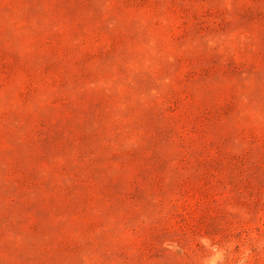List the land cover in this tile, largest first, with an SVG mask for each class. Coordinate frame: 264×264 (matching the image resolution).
<instances>
[{
	"label": "rangeland",
	"instance_id": "1",
	"mask_svg": "<svg viewBox=\"0 0 264 264\" xmlns=\"http://www.w3.org/2000/svg\"><path fill=\"white\" fill-rule=\"evenodd\" d=\"M0 264H264V0H0Z\"/></svg>",
	"mask_w": 264,
	"mask_h": 264
}]
</instances>
